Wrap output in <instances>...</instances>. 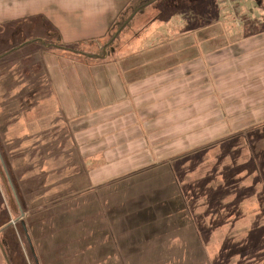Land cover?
I'll use <instances>...</instances> for the list:
<instances>
[{"label": "rangeland", "instance_id": "374dc122", "mask_svg": "<svg viewBox=\"0 0 264 264\" xmlns=\"http://www.w3.org/2000/svg\"><path fill=\"white\" fill-rule=\"evenodd\" d=\"M233 1L160 0L143 14L137 15L131 26L122 31L119 37L116 36L109 46L116 26H112L107 37L104 34L98 38V32L94 33V37H80L82 41L79 44L71 45L73 51L52 48L53 53L36 55L31 59L32 63L30 60L25 62L33 65L23 66V69L21 65L17 67L15 64V68H12L10 61L13 53L9 52L27 39L21 40L15 36L14 33L20 32L19 28L0 29V132H3L0 137L4 138L5 143H13V126L17 128L24 125L28 118L42 119L45 112L53 116V113L61 111L69 127L66 137L60 132L61 137H53L47 142L56 145L66 143L64 152L55 151L52 162L42 164V150L39 157L33 152L26 153L25 160L34 155L36 164L38 162L40 165L32 172L29 168V176H19L17 180L13 179L9 170L5 159L8 157L6 148L0 140V225L9 219L11 225L7 231L0 227V264H218L222 256L236 257L234 262L237 264H250L258 251H252V243L248 246L250 240L245 239L253 229L264 226V212L260 204V193L264 189L262 130L254 126V130L246 131L241 137L238 131L226 137L224 144L211 137L203 144L183 142L173 145L163 151L162 162L155 159L153 150H149L150 157L143 156L144 159L134 161L131 165L116 166V170L112 171L114 175L109 172V183L108 179H89L87 172L92 170L91 165L81 161L85 157L89 158L93 152H82V155L77 150L75 152L70 135L74 129L71 116L78 113L74 109L88 110L91 107V104L78 106L77 102L74 104V99L92 95L91 101H96V97H104L97 99L94 104L96 107L117 98L121 100L124 96L134 95L140 87L145 88V92L147 87L151 89V83H124L122 70L149 61L148 54L155 55L168 46L173 50L185 47L184 39L191 33L217 32L220 27L222 32L234 31L236 24L232 17L236 15L237 6L234 5L236 1ZM246 1H249V6L243 10L244 16L264 17V9L257 10L256 0ZM58 4L71 9V12L81 8L78 21L88 26L85 29L91 25L96 30L98 24L102 32L106 27L107 12L114 6L112 0L50 2L44 9L50 16L49 42H54L57 36L52 28L56 18L54 15L63 9L58 8ZM130 14L131 10L125 9L122 17L118 18L119 22L124 15L129 17ZM64 16L67 18L68 15ZM222 19L227 23L222 25ZM217 22L221 23L218 25ZM261 26L264 27V24ZM38 34L41 32L36 30V36ZM203 35L201 40L216 36L214 40L211 39L215 50L224 48L234 40L222 41L218 34ZM196 41L199 43V40ZM263 46L256 50L262 52ZM155 48L158 52L154 53ZM199 49L202 51L203 48ZM212 57L218 59L217 55H210L207 62L216 65L210 60ZM43 61L47 67L39 73L38 66ZM167 64L176 65V62L173 60ZM160 65L161 62H156L148 67L154 71ZM202 65L201 60H194L174 70L175 78L181 80L185 75L195 73V80L180 81L178 92L186 90V87L189 89L191 85H203L204 79L207 85L208 72L204 71ZM25 67L35 71H26ZM148 67H141L142 71L145 72ZM209 74L214 76L213 71H209ZM32 75V81L28 83L26 80ZM83 78L92 79L98 87L90 84L84 88L80 82ZM39 83L43 89L36 88ZM37 94L51 97L45 101L38 99L36 103L29 102L30 99L17 102L15 98L18 95L26 98ZM181 95L186 97L187 93L181 92ZM57 96L61 97L62 103L58 104L54 100ZM10 116L14 121L7 118ZM18 118H22L19 124ZM49 122L50 133L54 128L62 129V121L44 120L42 124H32L35 126L32 133ZM57 123L59 127L51 128ZM22 130L25 132V127ZM21 136L18 134V138ZM235 137L237 139L233 140ZM179 138L180 141H186L182 136ZM143 163L147 164L140 165ZM135 166L136 169H133ZM97 169L95 167L94 170ZM177 198L181 201H177ZM171 200L176 201L172 216L159 215L161 211L166 213L173 208ZM183 221L188 222V229L192 228L193 238L189 241L195 244L183 247L179 243L174 249L178 257L162 263L164 259H156L160 249L154 244L155 240L149 241L154 239L155 227L163 224L164 229L165 225ZM188 235L191 236V231ZM243 246L247 248L243 249ZM246 249L248 256L242 257V251ZM253 264H264V259Z\"/></svg>", "mask_w": 264, "mask_h": 264}, {"label": "crops", "instance_id": "0c3cea01", "mask_svg": "<svg viewBox=\"0 0 264 264\" xmlns=\"http://www.w3.org/2000/svg\"><path fill=\"white\" fill-rule=\"evenodd\" d=\"M57 1L60 2L61 0H0V29L4 27L5 30L19 28L20 32L14 33L15 36L19 37L21 40L27 39L25 43L15 46L14 49L9 52L13 53L12 60L10 61L12 68L13 66L15 68V65L17 67L21 65L23 69V66L33 65L26 64L25 62L30 60L29 62L32 63L33 60L31 59L36 55L44 56L45 54H49V52L53 53L51 50L52 48L44 43L51 35L49 30L50 16L44 9L50 2L53 3ZM233 2H235L234 5L237 6V10L235 11L236 15L232 17L236 24L235 30L222 32V28L220 27L218 29L220 32L217 31V33H214L208 31L209 35L218 34V38L222 41L225 39L234 40L232 43L229 42L230 44L225 45L224 48L216 49L217 51L215 52L217 54H209L207 56L217 55V60H214L213 57L210 59L214 61L215 64L217 63L216 65L208 64L209 61L207 62V59L206 63H202V68L204 71L206 70L208 72L207 85L205 84L206 79H204L203 85H191L189 89L186 87V90L181 91L182 93H187V96L183 97L181 92H178L180 91L179 83L180 81H184L183 79L195 80V73L185 75L182 80L178 77L175 78L173 72L175 69H179V66L174 64L175 66L170 65L169 70L149 76V78L144 76L143 78H138V80H131L129 73L133 71L135 67H127L126 70L122 71L123 78L125 79L124 83H131V85L132 83H151L152 88L150 89V87H147L145 92V88L141 89L140 86H137L140 88L136 90L134 95L124 96L121 100L117 98L116 100H111V102L99 104L103 106L95 107L94 105L97 99L104 98L100 96L96 97V101H91L92 95L78 96L77 100H73L74 104L77 102L76 105L78 106L82 104H91L88 110L84 108H78V110L74 109L78 113L71 116L72 119L70 120H74V129L71 130V134L69 133L73 139L71 146L72 149L74 148L75 152L77 150L81 155L82 152L84 154H86L85 152L87 151L93 152L89 154V158L85 157L86 159L81 161H85L87 164L91 165L90 169L92 168V170L87 172L89 179H94L96 181L98 178L108 179L107 183H109V172L112 173L114 169L116 170V166H125L128 163L131 165L134 161L137 162L144 159L143 156L149 155L150 157L151 155L149 153L152 150L155 153V159L162 162L163 151H167V149L173 145H179L183 142L191 143L192 145L203 144L208 142L211 137L220 139V142L222 140L225 142L226 137L231 134H236L238 131H243L244 129L254 130V126H256L257 129L260 128L259 125L264 123V46L263 51L260 53L256 49L264 45V42H262L264 41V27L261 26L264 24V17L252 18L243 15V10L248 8L249 1L234 0ZM256 3L258 6L257 10L264 9V1L256 0ZM57 7L63 9H60L54 15L56 18L53 20L55 23V26H53L60 31L65 42L77 41L80 37L89 38V36L92 35L94 37V33L96 32L100 34L103 33L98 24L96 30L92 29L91 25L89 29H85V27L88 26L78 21L80 17L75 16L73 18L74 20H68L64 15L71 12V9H65V6L62 7L60 4H58ZM76 8L75 6L74 9ZM257 10L255 13H257ZM72 13L78 14L80 12H78V10H73ZM218 23L220 24L221 22H217V24ZM226 23L227 22L222 19V25ZM99 24H101V22ZM33 25L37 28L34 29ZM36 30L37 32H41V34L36 36ZM215 37L216 36H213L212 38ZM42 63V65L40 64V66H38L39 70L37 71L39 73L43 72L47 67L44 61ZM25 69L26 71H35V69L32 68L27 69L25 67ZM209 71H213L214 76L210 75ZM166 76H168V78H166ZM32 77L33 75L26 81L30 83ZM163 79H166V81L164 82ZM82 80L83 81L80 82L84 84V88L88 85L90 86V84L91 86H96L92 79L83 78ZM37 86L36 88H42L40 83L37 84ZM114 87L115 86H113V88ZM134 87H136V85H134ZM211 88L218 91V98H216V96H214V99L211 97ZM39 92L40 91H38V93ZM123 93L122 95H124ZM24 97L25 96L21 97V95H18L15 98L17 102L21 99H23V101H29L30 99L29 102L36 103L38 99L45 101L49 100L51 96H40V94H37L26 96V98ZM93 98L94 97H92V99ZM55 99L58 104L62 103L61 97H54V100ZM214 100H217V102L215 103ZM50 102L51 99L48 104ZM43 114L45 115H43L44 117L42 119L34 120L35 118H33L31 120L28 118L25 119L24 125L17 128L13 126L11 133V135L15 137L13 143H5L3 141L4 138L0 137V140L6 148L5 153H7L8 157L5 159L9 165V170L12 173L13 179L17 180L19 176H29L30 172L37 170L39 165L43 162H52V154H54L55 151L63 153V150L66 149V143L58 145L47 143L49 140L54 139L53 137H61L60 132L66 137L67 128L69 127L65 116L61 111L58 114L53 113V116L48 112ZM7 118L14 121L12 116ZM0 119H2V117H0ZM52 119H57V122H63L61 130H59V128H54L59 127L60 124H53L51 128L54 129L50 133L49 129L51 125L49 122L42 125L41 128L38 127L35 129V132L32 133L35 127L32 125L34 122L42 124L44 120L50 121ZM19 121L21 122L22 118H18L17 123ZM23 127L26 129L25 132L22 130ZM262 132H264V130H262ZM2 134L3 132H0V135ZM18 134L23 135V137L21 136L22 138H18ZM181 136L184 137L186 141H180L181 138L179 137ZM39 137L41 139H39ZM86 138H89V140L86 141ZM164 145L170 146H166L165 148ZM0 148H2L1 145ZM40 150L43 152V161L40 162V164L38 162L36 164L37 160L34 159V155L39 157ZM97 151L100 152V154ZM103 151H105V153H102ZM29 152H33L34 155L31 157L29 156V158L27 157L26 160H29L26 161L24 159L26 156L25 154ZM146 161L147 160H145V162ZM96 162H100L101 164H95ZM24 164L28 168L25 167ZM146 164L147 163H143L140 165ZM95 167L98 169L104 168L106 170H94ZM133 169H136V166ZM24 171H26L27 174ZM114 174L113 172L111 175ZM2 178L4 179V177ZM260 204L261 210L264 212V189L262 193H260ZM174 211L175 209H170L168 212L166 211V213H164L157 210L158 213L160 212L159 215L164 214L170 216H172ZM186 223L183 221L179 224L174 223L165 225V230L162 229L163 224L155 227L156 234L154 235V239L149 241L155 240L154 244L160 249L159 254L156 255V259H164V261L161 262L165 263L170 262L173 257L177 258L178 253L174 249H176L179 243L182 244L183 247L189 245L194 246L195 243L189 241L193 238V230L192 228L191 230L188 229V224ZM189 231H191V236L188 235ZM109 235H112V233H109ZM245 240H250L247 243L248 246L252 243V251H258L256 255L252 257L250 264L264 259V226L253 229ZM204 243L207 244V242ZM244 248H247V246H243V249ZM247 251L248 249L242 251V257L248 256ZM153 255H155V250ZM144 256H146L145 252ZM234 258L236 257L230 256V258H224L222 256L221 259H218L217 263L237 264V262H234Z\"/></svg>", "mask_w": 264, "mask_h": 264}, {"label": "trees", "instance_id": "16d2710c", "mask_svg": "<svg viewBox=\"0 0 264 264\" xmlns=\"http://www.w3.org/2000/svg\"><path fill=\"white\" fill-rule=\"evenodd\" d=\"M112 2H113L114 6L112 7V9L109 12H107V18H105V26H106L105 30L98 37V38H100L104 34H105L104 37L105 36L107 37V35L109 34V32L112 29V26H116L117 29L114 32V34L111 36V41L108 43L107 46H109L111 44V42L114 40V38L116 36L119 37V35L122 33V31H124L125 29H127L131 26L133 20L137 17V15L143 14L147 8L151 7L152 5H154L156 3H159L160 0H112ZM127 8H129L131 10V14L129 15V17L124 15L123 19L119 22V19L122 17L123 12ZM76 10H78V12H80L79 9H76ZM72 12H68L66 14V15H68L67 19L70 21H72L75 16L78 17L80 15L79 13L75 14ZM99 23H100V21H99ZM52 29L57 34L55 41L49 42L47 40V39H50V37H49L45 40L44 43L53 49L64 50V51H73V49L71 48V45L79 44V42L82 41V40H78V41H73V42H65L60 31L58 29H55L54 26ZM207 32L208 31H206V33ZM206 33L204 31H197L195 33H191L188 36L189 40L190 39L191 40L188 41L187 40L188 38H185L183 43L186 46L184 45L185 47H183L181 49L173 50L172 47L170 48L168 46V48L161 47V48H163L162 51L158 52L157 48H155V50H153L154 53L155 52H158V53H155V55H149L148 54L147 56H149V58H147V59L149 61H147V62L145 61V63L137 64L135 66V69H133V71H131L130 73L128 72L130 74V78L132 80H138V78L140 79V78H143L144 76L149 78V76H152V75H155V74H158L161 72H165V71L170 69V65L167 63L169 61H173V60L176 62V66H180V67L183 66V64H186L187 62L194 61V60H201L202 63H204V62L206 63L207 56L210 53H212L211 51H213V52L217 51V50H215V46H213L212 41H211V39L214 40L212 38V35L209 37L210 39L208 37H207L208 39L207 38H204L202 40L200 39V37H202V36L204 37L203 34H205L207 36L208 33L207 34ZM214 33H217V32H214ZM196 40H199V43H197ZM198 47H202L203 48L202 51H200V49L197 50ZM96 57L99 58L98 56H96ZM102 57H104V52H103ZM156 62H161V65L159 67H156V69L154 71H151L148 66L153 65ZM141 67H148V69L145 72H143ZM136 71H137V75L135 74ZM107 73H108V71H107ZM122 76H123V74H122ZM210 91L212 94L211 97H213V99H214V96H216V98H218V96L216 95L218 93L217 90H214L211 88ZM214 102L216 103L217 100L216 101L214 100ZM259 126H260V128H258L257 130H264V123H262ZM248 130L249 129H244L243 131H240L239 132L240 137L242 134H245V132ZM236 139H237V137L233 138V140H236ZM216 140L220 141V139H216ZM229 140L232 141V139H229ZM221 142H222V144L225 143L223 140ZM263 142H264V140H263ZM171 201H172L171 205L173 206V208H171V209L176 208L175 203H174L176 201H173V200H171ZM177 201L180 202L181 199L179 200V198H177ZM36 208L37 207H35V209ZM18 217H20V216H18ZM9 220L8 221L6 220L7 222H4L0 225L1 229L3 228L2 229L3 231L9 230V227L11 226Z\"/></svg>", "mask_w": 264, "mask_h": 264}]
</instances>
